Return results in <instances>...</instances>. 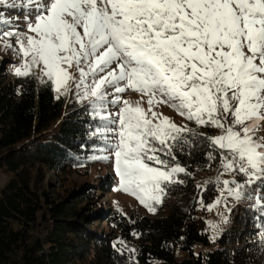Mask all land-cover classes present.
I'll use <instances>...</instances> for the list:
<instances>
[{"label":"snow or ice","instance_id":"snow-or-ice-1","mask_svg":"<svg viewBox=\"0 0 264 264\" xmlns=\"http://www.w3.org/2000/svg\"><path fill=\"white\" fill-rule=\"evenodd\" d=\"M0 46L20 59L16 77L89 116L102 153L90 158L111 159L118 191L155 214L194 176L177 153L202 150L217 175L196 187L219 192L207 210L223 204L229 224V200L252 201L264 251V0H0ZM113 248L136 251L120 238Z\"/></svg>","mask_w":264,"mask_h":264},{"label":"trees","instance_id":"trees-1","mask_svg":"<svg viewBox=\"0 0 264 264\" xmlns=\"http://www.w3.org/2000/svg\"><path fill=\"white\" fill-rule=\"evenodd\" d=\"M89 122L79 105L57 100L35 78L0 72V264H128L129 255L135 264H264L252 201L233 207L214 240L199 224L219 194L212 184L196 187L216 169L205 166L202 150L177 153L194 176L169 189L156 215L101 209L88 184L63 198L49 194V174L77 169L97 151ZM118 238L135 253H117Z\"/></svg>","mask_w":264,"mask_h":264},{"label":"rangeland","instance_id":"rangeland-1","mask_svg":"<svg viewBox=\"0 0 264 264\" xmlns=\"http://www.w3.org/2000/svg\"><path fill=\"white\" fill-rule=\"evenodd\" d=\"M7 15L15 16V13L9 11L7 12ZM20 19L22 21L23 16H21ZM20 62V59L15 56L11 52V50L5 52L3 47L0 46V72L5 76V79L17 78L14 75V66H18ZM54 95L56 96L55 93ZM125 98L129 99L133 103H135L139 99L138 95L132 92L127 93ZM63 99L67 104H73L68 102L67 98ZM143 106L147 108L146 101L143 102ZM159 111H162L164 115L172 118L178 124L186 123V121H184L182 117L177 115V113H175L170 108L163 107L159 109ZM101 154L102 153H100L99 151H95L93 154H91V156ZM216 175V169L205 172L199 178L198 184L202 185L205 181L214 180ZM48 179L49 180H47L46 191L49 194L53 195L54 198L57 196L63 198L73 188H78L80 185L88 184L93 189L92 192L94 195L93 198H95V204L96 201H99L98 204H100V206L98 207H100L101 209L109 207V209L119 211L124 215H128L133 211L147 215H156L161 210L160 205H158L156 213L152 214L148 212L133 196L126 194L123 191L117 190L119 187V178L115 174L114 166L111 159L107 162L90 159L89 163H86L85 165L80 166L77 169L69 170L57 178H53L52 175L49 174ZM228 204L229 207H232L233 204L236 205V202L230 199ZM94 206L95 205L93 202L91 204V208H94ZM221 214L228 215V213L225 211L223 204L213 208L211 211H208L206 207L205 213H201V215L199 216V224L208 233L209 238L211 240H214L218 237L225 225L221 222ZM41 221V218H39L37 225L42 223ZM209 222L218 225V229L215 233L209 227ZM98 226L103 228V225L101 226V223H98Z\"/></svg>","mask_w":264,"mask_h":264}]
</instances>
